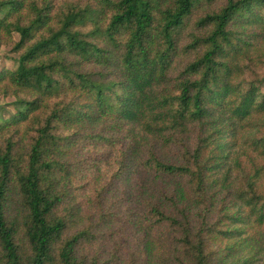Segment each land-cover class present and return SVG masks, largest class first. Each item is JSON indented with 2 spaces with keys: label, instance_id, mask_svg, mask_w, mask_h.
I'll list each match as a JSON object with an SVG mask.
<instances>
[{
  "label": "trees",
  "instance_id": "16d2710c",
  "mask_svg": "<svg viewBox=\"0 0 264 264\" xmlns=\"http://www.w3.org/2000/svg\"><path fill=\"white\" fill-rule=\"evenodd\" d=\"M262 41L264 0H0V48L19 56L0 70L16 110L0 124V264H118L117 246L104 256L124 216L140 264L152 245L157 264H225L218 237L249 233L230 226L264 230V168L238 153L264 158V132L247 136L264 127ZM151 178L182 181L188 204L134 212L124 183Z\"/></svg>",
  "mask_w": 264,
  "mask_h": 264
},
{
  "label": "rangeland",
  "instance_id": "374dc122",
  "mask_svg": "<svg viewBox=\"0 0 264 264\" xmlns=\"http://www.w3.org/2000/svg\"><path fill=\"white\" fill-rule=\"evenodd\" d=\"M16 40H19V35H14ZM260 52H262V56L264 57V41L261 42L259 45ZM19 56L16 54L11 53V48L8 46H3L0 48V70L2 68H10V69H16L18 67V58ZM260 64L256 61V64H258V70L264 71V61H259ZM15 102V98L10 97H4L0 94V124L6 120L9 119L13 114H15L16 110L12 106V103ZM262 131H256L255 129L251 131L247 136L254 138V137H261L262 133L264 132V127L261 128ZM105 149H103L104 151ZM95 151L94 148H89L83 151L82 155L84 157H87L91 155ZM104 152H101L99 154V157L103 155ZM239 158H240V164L241 168L250 170V163H249V156L246 157L245 154H249L250 157L260 166L264 168V158L258 157L253 151L250 149L243 147L239 150ZM158 154L161 156V158L165 162H175V157L173 153H168L167 151L158 150ZM102 168L99 170V172L96 175V169L94 171V175L91 173L85 174L78 183L80 185H83L85 190H88L89 196L93 194V191L91 190V186L89 184V178L93 177L97 183H104L108 179V174L114 169V165L111 162H106L104 165L101 166ZM152 182V183H151ZM124 185L128 188H130V192L134 194V191L137 192L135 194L136 198L130 200V208L136 212L139 210L140 206L143 204V201L145 200H151L155 202H160V198L163 196V194H166L167 197H175L176 201L180 203V205L186 206L187 200L185 197V190H184V184L182 181H172L168 179H161V178H151L149 179V185L146 187V189L143 191L141 189L136 190V184L135 182L131 183H124ZM134 188V189H133ZM122 187L118 186L116 189H114L111 195L112 198L119 197ZM259 191L260 194L264 195V174L262 178L259 181ZM222 195H220V198ZM89 198V197H88ZM85 198L84 200L88 201L89 199ZM220 198H217V201L215 202V206L212 209V217L216 218V215L219 211L220 207ZM88 208L93 211V201H88ZM163 209L165 211H170L168 206L164 203ZM198 209L192 210L193 213V220L194 225L197 227L198 224L196 222V215H197ZM127 217L124 216L121 221V227L119 226L115 231L117 232L116 241H112L109 243L108 246V253L105 254L104 257H109L110 253L115 246H117L116 251L119 254L120 261L118 264H140L138 262L137 256L139 255V252L141 250L140 241L139 238H141L140 233L137 229L131 228L129 223H127ZM133 218H136L135 215H132ZM131 217V218H132ZM229 228L228 224H225L224 229ZM229 229H239V230H248V236L244 235L241 238L228 240L222 237H218L217 241L212 245L213 251H216L220 256L225 259V264H264V230H259L257 228H248L246 229L243 226H230ZM244 238H247L244 240ZM120 244V245H119ZM119 245V246H118ZM161 255L160 249L156 246L153 247L149 246L147 250H145V256L141 258V264H157V261L159 259V256Z\"/></svg>",
  "mask_w": 264,
  "mask_h": 264
}]
</instances>
